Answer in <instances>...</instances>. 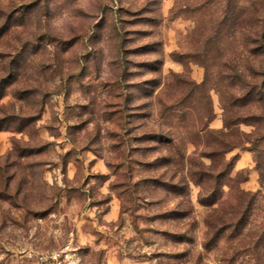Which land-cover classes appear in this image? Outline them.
I'll use <instances>...</instances> for the list:
<instances>
[{"label":"rangeland","instance_id":"374dc122","mask_svg":"<svg viewBox=\"0 0 264 264\" xmlns=\"http://www.w3.org/2000/svg\"><path fill=\"white\" fill-rule=\"evenodd\" d=\"M257 81L264 0H0V264H264Z\"/></svg>","mask_w":264,"mask_h":264},{"label":"trees","instance_id":"16d2710c","mask_svg":"<svg viewBox=\"0 0 264 264\" xmlns=\"http://www.w3.org/2000/svg\"><path fill=\"white\" fill-rule=\"evenodd\" d=\"M261 75V74H260ZM259 74L257 76H255V80H259ZM264 82V81H262ZM256 95L255 97L253 95ZM249 98L252 99H256V100H252V101H257L258 103H262V105H264V84H260L258 81L254 83V85L251 87V89L247 90L246 92H243L238 98H231L232 101L229 103L228 101L225 104V120H224V128L225 131H219L217 134L220 137H225L228 136L230 133V131L232 130V126L235 123L233 120L234 117L237 115H235L232 111V107L233 106H238V107H244L246 104L249 103ZM244 119H248V118H244ZM255 123H260L262 121V119L260 118H253ZM264 120V119H263ZM157 137V139H160L159 134L157 135H153V133H148L145 135V138L148 137ZM219 144H217V147H213V151L210 154L211 157L214 155H218L220 154V152H228L230 149H233V147H235V145L231 144L230 142H227L226 140H221L218 141ZM253 145L258 147V139H254L252 142ZM220 145V146H218ZM254 147V146H253ZM253 151H256L255 148H252Z\"/></svg>","mask_w":264,"mask_h":264},{"label":"built area","instance_id":"2783aa9c","mask_svg":"<svg viewBox=\"0 0 264 264\" xmlns=\"http://www.w3.org/2000/svg\"><path fill=\"white\" fill-rule=\"evenodd\" d=\"M39 260L42 264H79L74 252L68 247L42 254Z\"/></svg>","mask_w":264,"mask_h":264}]
</instances>
